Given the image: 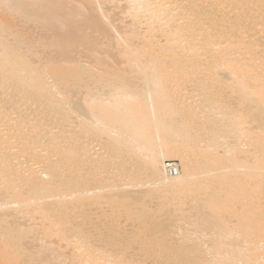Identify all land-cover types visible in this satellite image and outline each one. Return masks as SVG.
<instances>
[{
    "label": "bare ground",
    "instance_id": "1",
    "mask_svg": "<svg viewBox=\"0 0 264 264\" xmlns=\"http://www.w3.org/2000/svg\"><path fill=\"white\" fill-rule=\"evenodd\" d=\"M0 264H264V0H0Z\"/></svg>",
    "mask_w": 264,
    "mask_h": 264
},
{
    "label": "built area",
    "instance_id": "2",
    "mask_svg": "<svg viewBox=\"0 0 264 264\" xmlns=\"http://www.w3.org/2000/svg\"><path fill=\"white\" fill-rule=\"evenodd\" d=\"M179 169V164L175 160H167L164 164V170L168 174H175Z\"/></svg>",
    "mask_w": 264,
    "mask_h": 264
},
{
    "label": "rangeland",
    "instance_id": "3",
    "mask_svg": "<svg viewBox=\"0 0 264 264\" xmlns=\"http://www.w3.org/2000/svg\"><path fill=\"white\" fill-rule=\"evenodd\" d=\"M189 85H190V83H189ZM187 86H188V84H187ZM175 161L177 163H179L178 160H175ZM148 198H149V202L148 203L150 205H155L157 200H156V196H155V194L153 192L149 193L148 196L145 197V199H148ZM92 211H94L96 214H97V212H99V208H97V205L92 206Z\"/></svg>",
    "mask_w": 264,
    "mask_h": 264
}]
</instances>
